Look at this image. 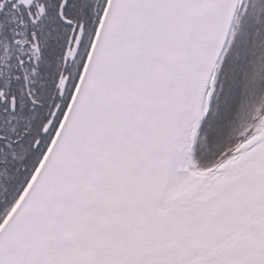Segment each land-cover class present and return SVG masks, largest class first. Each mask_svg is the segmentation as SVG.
Here are the masks:
<instances>
[{
	"label": "snow or ice",
	"instance_id": "6c2138e0",
	"mask_svg": "<svg viewBox=\"0 0 264 264\" xmlns=\"http://www.w3.org/2000/svg\"><path fill=\"white\" fill-rule=\"evenodd\" d=\"M0 264H264V0H0Z\"/></svg>",
	"mask_w": 264,
	"mask_h": 264
}]
</instances>
